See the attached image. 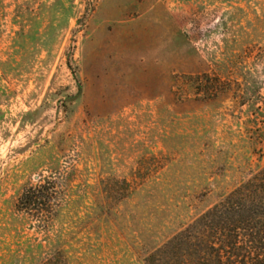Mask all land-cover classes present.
<instances>
[{
    "label": "rangeland",
    "instance_id": "374dc122",
    "mask_svg": "<svg viewBox=\"0 0 264 264\" xmlns=\"http://www.w3.org/2000/svg\"><path fill=\"white\" fill-rule=\"evenodd\" d=\"M263 138L264 0H0V264H168Z\"/></svg>",
    "mask_w": 264,
    "mask_h": 264
},
{
    "label": "trees",
    "instance_id": "16d2710c",
    "mask_svg": "<svg viewBox=\"0 0 264 264\" xmlns=\"http://www.w3.org/2000/svg\"><path fill=\"white\" fill-rule=\"evenodd\" d=\"M47 192L41 186L29 190L24 205L41 197L49 203ZM166 248L172 250L168 264H264V166H257Z\"/></svg>",
    "mask_w": 264,
    "mask_h": 264
},
{
    "label": "water",
    "instance_id": "95a60500",
    "mask_svg": "<svg viewBox=\"0 0 264 264\" xmlns=\"http://www.w3.org/2000/svg\"><path fill=\"white\" fill-rule=\"evenodd\" d=\"M75 100V98H73L72 100H67L68 102H72V101H74Z\"/></svg>",
    "mask_w": 264,
    "mask_h": 264
}]
</instances>
